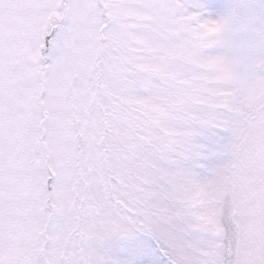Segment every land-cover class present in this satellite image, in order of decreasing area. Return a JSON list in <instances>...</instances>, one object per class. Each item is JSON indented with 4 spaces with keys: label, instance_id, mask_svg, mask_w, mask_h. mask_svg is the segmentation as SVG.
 <instances>
[{
    "label": "snow or ice",
    "instance_id": "obj_1",
    "mask_svg": "<svg viewBox=\"0 0 264 264\" xmlns=\"http://www.w3.org/2000/svg\"><path fill=\"white\" fill-rule=\"evenodd\" d=\"M0 264H264V0H0Z\"/></svg>",
    "mask_w": 264,
    "mask_h": 264
}]
</instances>
